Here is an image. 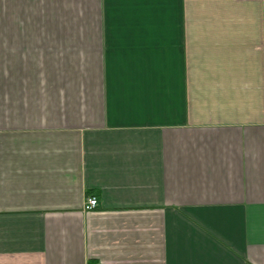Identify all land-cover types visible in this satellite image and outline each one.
I'll list each match as a JSON object with an SVG mask.
<instances>
[{
  "label": "crops",
  "instance_id": "crops-1",
  "mask_svg": "<svg viewBox=\"0 0 264 264\" xmlns=\"http://www.w3.org/2000/svg\"><path fill=\"white\" fill-rule=\"evenodd\" d=\"M0 264H264V0H0Z\"/></svg>",
  "mask_w": 264,
  "mask_h": 264
},
{
  "label": "built area",
  "instance_id": "built-area-1",
  "mask_svg": "<svg viewBox=\"0 0 264 264\" xmlns=\"http://www.w3.org/2000/svg\"><path fill=\"white\" fill-rule=\"evenodd\" d=\"M97 204V199L95 196H89L86 198L85 204H84V209L89 210L92 209L96 206Z\"/></svg>",
  "mask_w": 264,
  "mask_h": 264
}]
</instances>
